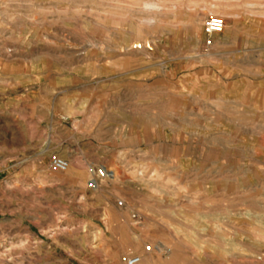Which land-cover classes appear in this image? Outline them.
<instances>
[{"label":"rangeland","instance_id":"rangeland-1","mask_svg":"<svg viewBox=\"0 0 264 264\" xmlns=\"http://www.w3.org/2000/svg\"><path fill=\"white\" fill-rule=\"evenodd\" d=\"M154 1L0 0V264H264V0Z\"/></svg>","mask_w":264,"mask_h":264},{"label":"built area","instance_id":"built-area-1","mask_svg":"<svg viewBox=\"0 0 264 264\" xmlns=\"http://www.w3.org/2000/svg\"><path fill=\"white\" fill-rule=\"evenodd\" d=\"M225 28V20L219 16L208 17L205 23V32L209 37L208 44H212L211 38L215 34L223 32ZM50 165L53 169L58 171H66L69 168V161L61 156L55 155L51 157ZM107 170L105 168L99 169L95 172V178L90 181V186L94 188L97 185V181L106 176ZM121 205L122 202H119ZM147 250H151V247H148ZM127 264H140L142 262V257L139 255H132L125 259Z\"/></svg>","mask_w":264,"mask_h":264},{"label":"bare ground","instance_id":"bare-ground-1","mask_svg":"<svg viewBox=\"0 0 264 264\" xmlns=\"http://www.w3.org/2000/svg\"><path fill=\"white\" fill-rule=\"evenodd\" d=\"M119 3H121L120 1H119ZM142 4H143V6L145 7V8H149V9H162L163 8V5L160 3V2H157V1H145V0H142V2H141ZM53 5V4H52ZM251 5V4H250ZM54 6V5H53ZM111 7H124V8H126V9H128V10H135L132 6H123V5H121V4H111ZM254 7V6H253ZM144 8V9H145ZM148 10V9H147ZM134 12V11H133ZM108 13H111V12H108ZM96 14V13H95ZM162 16V15H161ZM141 19H142V21H146L147 23L148 22H154L157 18L154 16V15H145V16H142L141 17ZM99 20V19H98ZM96 21V20H95ZM140 22V21H139Z\"/></svg>","mask_w":264,"mask_h":264}]
</instances>
